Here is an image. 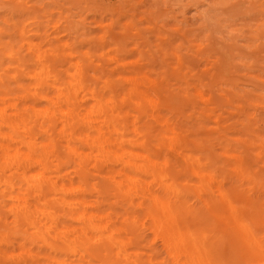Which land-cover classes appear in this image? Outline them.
<instances>
[{
	"label": "bare ground",
	"instance_id": "bare-ground-1",
	"mask_svg": "<svg viewBox=\"0 0 264 264\" xmlns=\"http://www.w3.org/2000/svg\"><path fill=\"white\" fill-rule=\"evenodd\" d=\"M45 43L0 44V264H264V141L183 120L179 103L210 104L187 77Z\"/></svg>",
	"mask_w": 264,
	"mask_h": 264
},
{
	"label": "rangeland",
	"instance_id": "rangeland-1",
	"mask_svg": "<svg viewBox=\"0 0 264 264\" xmlns=\"http://www.w3.org/2000/svg\"><path fill=\"white\" fill-rule=\"evenodd\" d=\"M250 1L0 0V44L18 49L27 40L45 39L43 50L94 60L91 70L109 69L108 58L120 51L126 61L144 59L147 70L187 77L210 104L179 103L182 119L193 125L204 113L213 123L222 114L235 149L253 142V133L264 141V128L255 129L252 121L257 107L264 106V92L251 91L264 87V28L256 31L264 24V8ZM217 59L226 68L214 77L210 68ZM208 108L213 111L206 113ZM248 156L255 166L264 164L262 149Z\"/></svg>",
	"mask_w": 264,
	"mask_h": 264
}]
</instances>
